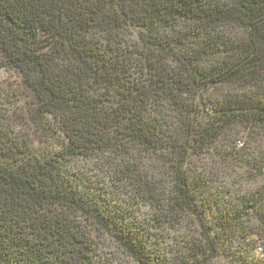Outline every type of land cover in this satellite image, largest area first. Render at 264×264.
<instances>
[{
  "label": "trees",
  "instance_id": "1",
  "mask_svg": "<svg viewBox=\"0 0 264 264\" xmlns=\"http://www.w3.org/2000/svg\"><path fill=\"white\" fill-rule=\"evenodd\" d=\"M4 68L0 264H264V0H0Z\"/></svg>",
  "mask_w": 264,
  "mask_h": 264
},
{
  "label": "rangeland",
  "instance_id": "2",
  "mask_svg": "<svg viewBox=\"0 0 264 264\" xmlns=\"http://www.w3.org/2000/svg\"><path fill=\"white\" fill-rule=\"evenodd\" d=\"M32 106L31 98L24 87L21 74L12 69L4 68L0 70V137L7 143L12 139L27 141L28 145L39 148H51L54 141L44 142L37 134V125L29 109ZM84 167L96 174L94 163L84 162ZM248 187V186H247ZM104 255L115 258V264H134L126 259L113 244L107 243ZM255 255L259 259H264V245L261 244L256 250Z\"/></svg>",
  "mask_w": 264,
  "mask_h": 264
}]
</instances>
